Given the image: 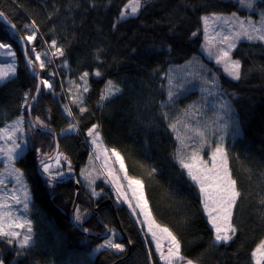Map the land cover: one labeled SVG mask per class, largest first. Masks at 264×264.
<instances>
[{"label": "trees", "instance_id": "obj_1", "mask_svg": "<svg viewBox=\"0 0 264 264\" xmlns=\"http://www.w3.org/2000/svg\"><path fill=\"white\" fill-rule=\"evenodd\" d=\"M127 2L0 0V11L23 36L32 21L37 48L55 40L63 49V56H54L61 81L67 75L89 74L86 111L79 113L71 105L80 133L96 124L103 142L123 154L129 174L143 182L154 219L177 237L184 257L196 264H255L251 253L264 240V43L236 44L231 56L240 61L241 75L232 79L202 52L201 17L257 15L240 9L233 0H143L136 16L120 19ZM255 3L264 14V0ZM0 41L12 42L1 25ZM108 81L120 91L101 104ZM52 85L56 96L42 92L32 115L59 131L70 124L61 111V92L67 83L60 87L53 80ZM34 86L19 59L16 77L0 84V127L22 114L21 102L32 96ZM170 124H176L175 131ZM192 129L204 132L202 148ZM38 136L45 152L52 145L45 135ZM177 136L187 147L182 149ZM60 144L74 165L84 162L86 148L80 135L65 136ZM218 144L229 151L228 166L241 193L232 216L237 233L227 244L215 242L198 188L176 158L178 150L186 154L199 150L206 157ZM35 156L32 149L26 160L16 162L31 181L41 211L33 214L35 242L17 248L14 241L10 244L0 236V260L3 264H113L120 255L106 248L94 250L98 240L75 229L65 214V200L73 195L71 183L48 189L36 174ZM117 215L131 243L129 254L117 264H161L150 244L147 253L122 207ZM82 225L101 230L93 216Z\"/></svg>", "mask_w": 264, "mask_h": 264}, {"label": "snow or ice", "instance_id": "obj_2", "mask_svg": "<svg viewBox=\"0 0 264 264\" xmlns=\"http://www.w3.org/2000/svg\"><path fill=\"white\" fill-rule=\"evenodd\" d=\"M242 6L247 8H253L254 0H239ZM143 6V0H128L124 5V10L120 12V19H125L130 16H136L140 9ZM235 18V14H232ZM0 16H3V13H0ZM215 20L224 19L225 23H228V20L215 16ZM205 24V33L208 31V21L209 17H203ZM245 24L248 26L246 27ZM239 30L233 32L231 35H223L221 38V43H226L227 48H220L216 56L217 64H223L224 71L233 79H239L241 75V63L239 60L232 59L230 56V50L235 47V40L240 37H245L248 40H260L264 41V14L261 17L260 27H256L252 21H238ZM34 26V25H33ZM14 28L15 25H12ZM26 27H29L26 25ZM35 32L28 34L25 37H22L26 42H32L35 39ZM195 35V33H194ZM211 43V41H209ZM55 51L52 53L53 56L59 55L63 56V49L57 47L55 40L51 42L50 45ZM0 49H8L7 52L3 53L9 57H15V52L11 51L10 45L0 43ZM32 53H35V61L39 62V68L43 69L45 67V62L41 59V54L36 52L35 48L31 49ZM211 54V53H210ZM25 55H28V51H25ZM46 55V53H45ZM27 63L33 68L36 67V64L33 59L29 58ZM16 67L14 63H8L3 66H0V84L4 83L10 78L11 75H14ZM88 73L85 72L81 76V80L84 81L85 86L83 91L87 92V77ZM96 76H100L101 73L97 71ZM41 84L45 87L51 89L52 85L48 80H42ZM39 88H37V92ZM120 89L113 84L112 81H108L105 93L102 95L101 99H107L108 96L114 95L116 92H119ZM173 93L169 92V98L171 99ZM73 103L81 105L80 111H86L84 108L83 100L81 97L77 96ZM65 111L69 116L72 115L71 110L65 106ZM23 116L18 117L13 123L0 127V141L3 143L0 144V155L4 156L9 164H11L18 156L19 153L17 149H20L21 145L17 143L18 139L21 137L18 136V133L23 131ZM35 126L46 129L47 125L39 117L35 118ZM76 125L70 124L69 128L66 131L74 130ZM97 125H93L88 129V136L92 137V143L97 146L98 150H102L104 153H107L106 148H102V143L100 141V133L97 131ZM170 127L175 131L176 124H170ZM196 136L201 140V148L203 147L205 141V135L203 131L199 129H192ZM177 139L181 141L182 149L187 147L184 139L180 136H177ZM111 155L116 158V162L119 163V171L123 172V179L127 181V187L132 192V198L135 199V206L129 200L127 193L123 191L124 185L120 183V177L115 175V170L108 168V175L112 179V183L116 188V191L119 196H123L124 202L129 204V207L132 208L133 213H136V209H139L140 214L143 215L144 220L142 223L147 225L148 233L151 234L152 241L155 242L156 252L159 255L160 260L164 261V264H194V261L184 257L181 254V244L177 237L169 230L168 227H163L156 222L152 216L151 210L148 207V201L144 195V185L140 179L131 177L127 173V169L124 164V160L121 157L120 153L115 149L111 150ZM178 163L183 169L187 170L188 176L199 185L200 194L203 197V207L204 211L208 215L209 223L212 228L215 230L214 240L216 243H229L233 240L237 233V227L232 223L233 209L236 206L238 198L241 196L240 191L237 188V181L232 178L229 166L227 153L224 147L220 144L216 145L212 150L211 157L209 160H204L203 157L199 154V150H194L190 154H186L183 150H178L176 154ZM65 159H67L65 157ZM108 157L106 156V160ZM41 165L43 173L48 174L49 180H54L56 177L51 174V165L46 163L44 160H41ZM57 165L60 163V156L56 157ZM11 174L15 175L17 184H22V174L19 169L13 168ZM85 175V172L81 173ZM87 178V176H86ZM4 180L0 179V185H3ZM91 184L92 181L89 180ZM93 195H98V193L93 190ZM11 199L15 204H23L25 210L29 207V194L25 190L23 196L18 195L13 191L10 195H6L4 200H0V236L9 237L8 243H13L17 241L20 248H24L31 243V221L23 219L22 222L14 223L12 212L10 211L11 205L6 201ZM264 204V200L261 201ZM15 219H20L19 217ZM77 221L81 219L79 215V210H77V215L75 217ZM26 227L27 231L23 235L22 239H19L21 233L15 231L14 229H24ZM7 229V230H6ZM167 241V251H164L163 242ZM101 248L115 249L117 251H124V245L122 243H117L113 239H106L104 244L100 245ZM255 264H264V240H261L256 248L251 253ZM0 264H3V261L0 260Z\"/></svg>", "mask_w": 264, "mask_h": 264}, {"label": "bare ground", "instance_id": "obj_3", "mask_svg": "<svg viewBox=\"0 0 264 264\" xmlns=\"http://www.w3.org/2000/svg\"><path fill=\"white\" fill-rule=\"evenodd\" d=\"M0 13H3V12L0 11ZM214 14H217V13H214ZM3 17L5 18L6 22L9 23L11 26L12 25H15L11 20H9L5 16L4 13H3ZM0 25L3 27V29L5 31H7L9 33V36L12 39V42H9V41H0V43L5 42L7 44H10L15 49V51H16V57H17L16 71H15V74L13 76H10L9 79H13V78L16 77L17 68H18V65H19V59H22L23 64H24V66H25L28 74L35 81V86H34L33 94H32L31 97L28 98V96H27L26 99H23L22 100L21 106L23 107V112H22V114L20 116H18V117L23 116V118H24V125L29 130L28 140H29L30 143L27 145V149L25 150L24 154L19 155L18 158L15 159L14 164H13L16 168H18V169L21 170V172L23 173V177H24V179L27 182L28 187H29V192H30V195H31V200H32V205H33V209L29 213L30 221H31V228L34 225L33 214H40L41 215V211H40V208L37 206V204H36V202L34 200V195H33V191H32V188H31V181L27 177V174L25 173L24 169L22 167H20L16 162L20 158H23L24 160H26V154H27V152L29 150L34 149L35 150V155H36L35 156V160H34L35 161V171H36V174L38 175V177L41 180L45 181L44 184L46 185V187H48V189H51L54 186L60 185V184L65 183V182H70L71 183V186H72V194L73 195H72V198L71 199L70 198L69 199L66 198V200H65L66 205L68 206L67 209H66L67 211H65V214L67 215L70 223L72 224V226L75 229H78L85 236L93 237V238H95V239L98 240L99 243L97 244V247L94 250L103 249V248L100 247V245H102L103 241H105L106 239L110 238L112 236V232L114 231V232H116V234L113 235V237H116L115 238V242L122 243L124 245V251L120 252V251H117L115 249L106 248V249H109V250L113 251L114 253L120 255V257L113 264H117L120 260H124L127 257V255L129 254V252L131 250V243H130L128 237L126 236V234L124 233L123 227H122V225L120 223V220L118 218V215H117L118 209L120 207H122L125 210V212L127 213V215L130 217V219L133 222V224L138 229L139 234H140V237L142 238V240L144 242V245H145V248L147 249V253L149 254L148 245L150 244L152 246L153 250H154V253L156 255V259L158 258L159 262L161 264H164V261L160 260L159 255L156 252L155 242L152 241L151 234L148 233L147 225L144 224V223H142V221L144 220V217H143L142 214L140 215L142 217V219H140V222H139V220L137 219V217L134 216V213H131L128 210L127 206L125 204H123L122 202H120V200L115 196V193L113 192L112 188L108 185V183H106V180H104L102 178H97L96 177L95 180L93 181V183H94L93 184L94 190L99 192L97 198L92 197L84 189L82 183L79 180V175H80V172L79 171L81 170V168H83L86 165V163H88V160L89 161L93 160V163L95 162L96 165H98V163L95 161V159L88 158L89 157V153H90V146H89V143H88V140L89 139L91 141V146L93 147V149H95V147H94V145L92 143V140H91L92 137L88 136L87 133H88V129L91 128L93 125H96V124H92L85 131L84 134H81L80 131H79V128H78V126L76 124V121H75V119L73 117V114L71 116H69L68 113L65 114L63 112V108H65V106H67L71 110L72 109L71 108V105H74L78 109L79 113H83V112L80 111V108L75 103H73L71 101L70 93L67 91V89H68V81L69 80H72V79H78L83 74L82 75H79L77 77H74V78H70L67 75L65 77V79H64V82L61 81L60 75H59V72H58V64L55 62V58L52 55V53L54 52V50L49 45H47L45 43H43L45 45V47L43 49L42 48H37V46H34V44H33L35 39L32 42H30V43L29 42H26L24 39H22V37H25V36L28 35V32H29L28 27L25 26V29H26L27 33L23 36V35H21L19 33L18 29L15 26L14 29L16 30L17 35L21 38V40H23V43L25 45V51L26 50L28 51V55L26 56L27 57V60L29 58H31L35 62V56L31 53V49H30L31 47H34L35 50L41 49V51H44L46 53V55H47V60H46V63H45V67L43 69L39 68L40 71H38L37 69H35L31 65H29L31 67V69L33 70L34 74L35 75H38L39 76V79H40V90L38 92V95H37L34 103L32 104L31 108L29 109V116H30V119H31V122H32V125H31L29 123V120H28V112H27V109H28V106L30 105L31 101L33 100L36 92H37L38 81H37L36 77L29 71V68H28V66L26 64V61H25V59H24V57L22 55V48H21V44L19 42V39H18L17 35L11 30V28L7 24H5L1 20H0ZM33 25L34 24L32 23V21H29V25L28 26L31 27V29L33 30V32H35L37 34V28L35 27V25L34 26ZM241 40L253 41V40H248L247 38L246 39H241ZM241 40H239V41H241ZM256 41H258V40H256ZM260 42L264 43V41H260ZM236 44H235V46H236ZM232 52H233V50H231L230 54H232ZM45 53H44V56H45ZM48 66H49V68H48ZM217 66H219V65L217 64ZM44 71H45V73H44ZM45 78L51 79V85H52L53 80L57 81V83H58V85L60 87H61V85L63 87V85L65 83H67L66 90L63 89V92H61V95H62L61 96L62 97L61 111H62V114L70 122V124L76 125V127H75V130L76 131H74V132H62L64 129H66L67 127H69L70 124L67 125L66 127H64L63 129L59 130V131H55L52 128H50L49 126H47L46 129H41V128L35 126V118L36 117H34L32 115V109L34 108V106H35V104H36L39 96L41 95V93L42 92H44V93L45 92H50L52 96H56L53 93V85H52V89L51 90H45L44 89L46 87L43 84H41V81L44 80ZM107 83H106V86H107ZM106 86H105V88H106ZM87 88H88V86H87ZM105 88H104L103 94L105 93ZM86 94H87V92H84V96H83V99H82L83 100V105L82 106L84 108H86V106H85V97H86ZM110 96H112V95H110ZM110 96H108V98H110ZM107 99H101L100 103L102 104ZM71 112H72V110H71ZM18 117H15L14 119H12V120L4 123V125L1 126V127H4L5 125H7L8 123L12 122L13 120H16ZM44 123L46 124V122H44ZM97 131L99 132L98 127H97ZM71 134H78V135H80V137H81V139L83 141V144L85 145V148H86V152H85V156H84L85 157L84 158V162L82 164H80L79 166L74 165V162H73V160L71 158V154L68 153V152H66L65 149L63 148V146L60 144V141H61V139L63 137L68 136V135H71ZM34 135H35V137H34ZM38 135H45V138L46 139H49V141H50V143L52 145L51 147H48V150H45V152L44 151H41L42 150V146H41L42 145V142H41L40 137ZM100 141L102 142V144L104 146H106L110 150L114 149V148H111V147L107 146L103 142V139L101 137V134H100ZM214 148L215 147H213V148L210 149V151H209V153H208V155L206 157H203L202 156L203 159H206L207 160V158L211 154V151ZM56 149H57V152L55 154ZM224 149L227 152V158H228L229 151L226 148H224ZM119 153H120L121 157L123 158L125 167L127 169V165H126L124 156H123V154L121 152H119ZM54 154H55V156H54ZM58 155L60 156V163H59L60 164V167H59V170L64 175L62 177H56L54 180H49L48 174L43 173L42 165L39 166V169L37 168V165L41 162V160H44L48 164L49 163H52V162H54L56 160V157ZM65 157L67 159H65ZM89 165H93V164L90 163ZM0 168H1V165H0ZM98 168H99V165H98ZM95 169H97V168L95 167ZM127 173H128L129 176L139 179V177H135V176L130 175L129 172H128V170H127ZM186 173H187V171H186ZM70 176H73L74 179L73 178H68ZM102 177H105V176H102ZM193 183L196 185V187L198 188V191H199V186L194 181H193ZM76 187L78 188L77 196H75ZM144 195H145V191H144ZM199 195H200V200L203 203L202 196L200 194V191H199ZM145 198H146V195H145ZM148 207H149V203H148ZM149 209H150V207H149ZM71 210H72V218H70ZM77 210H79V211L80 210H83V211L86 212V213H84V215L81 217V219L79 221H77L75 219V217L77 215ZM99 211L103 214V216H105L107 218V220H106L107 223L104 222L101 219V216L99 215V213H100ZM112 215H113V217H111V219H110V216H112ZM90 216H93L97 220V222L100 224L101 230L92 231V230H89V229H86L85 227H83V225H82L83 222L85 220H87ZM152 216H153V214H152ZM163 227H165V226H163ZM106 230H107V234H106V236H103V237L91 236V235H88V234H86L84 232V231H88V232L94 233L96 235H102V234H104L106 232ZM32 234H33V232H32ZM2 237H4V236H2ZM8 239H10V238H8ZM35 239L36 238L34 237V242H35ZM14 242H15V246L17 248H20V247H18L16 245V241L15 240H14ZM31 246H27V247H24V248H28V247H31ZM151 262H152V260H150L149 263H151ZM194 264H196V263H194Z\"/></svg>", "mask_w": 264, "mask_h": 264}, {"label": "rangeland", "instance_id": "obj_4", "mask_svg": "<svg viewBox=\"0 0 264 264\" xmlns=\"http://www.w3.org/2000/svg\"><path fill=\"white\" fill-rule=\"evenodd\" d=\"M233 1L238 2V6H239L240 9H244L245 11H248L251 14L252 13H256L257 16L253 17V16L249 15V17L246 16V17L241 18V17L237 16L236 13H232V14H235V18H233L232 14H214V13H212V14H208V15H203L201 17L202 37H203V42H202L201 49H202V52L205 54V56L210 58L211 60H213L214 64H216V65H217L216 56L218 54V50L220 48H225V49L227 48L226 43H221L220 42L222 36L223 35H231L233 32L239 30L238 21H249L250 20V21L253 22V24L256 27H260V25H261L262 14L258 10V8L256 6V3H255V0H254L253 8H247L245 6H242V4L239 2V0H233ZM205 16L209 17L208 26H207L208 27L207 34L205 33V24H204V21H203V17H205ZM215 16H220V17H223V18L227 19L228 23H225L224 19L215 20L214 19ZM245 26L247 27L248 25L245 24ZM28 29H29L28 34H31L33 32V30L31 29V27H28ZM241 39H246V38L245 37H240L239 39H236L235 40V44ZM209 41H211V43H209ZM253 41H256V40H253ZM258 41H260V40H258ZM2 43L7 44L5 42H2ZM7 45H10V44H7ZM10 48H11V51L15 52V54H16L15 49L11 45H10ZM32 48H34V47H31L30 49H32ZM233 49H231V50H233ZM231 50H230V52H231ZM7 51H8V49H0V66H3V65L8 64V63H14L15 67H16L17 66V57H16V55H15L14 58L4 55L3 53H5ZM36 52H39L41 54V59L46 63L47 55L44 56L45 52L41 51V49H39V50L37 49ZM32 54L35 56V53H32ZM230 56H231V54H230ZM231 58L234 59L232 56H231ZM35 64H36L35 69L40 71L39 70V62L35 61ZM218 65L220 66L222 71L227 76H229L224 71L223 64H218ZM11 76H13V75H11ZM230 78H232V77H230ZM44 80H48L49 83L51 84V79L45 78ZM84 86H85V83H84L83 80H81V77H79L78 79H72V80L68 81V89H67V91L70 93V98H71L72 102L77 96H79V97H81L83 99V96H84L83 87ZM44 89L45 90H51L52 88L49 89V88L46 87ZM75 104L79 108L81 107V105H79L77 103H75ZM63 112L65 114H67V112L65 111V108H63ZM14 121L15 120H13L12 122H10L8 124L13 123ZM22 127H23V131L18 133V136L21 137V139L17 140V143H19L21 145L20 149H17V152L19 153V155L24 154L25 150L27 149V145L30 143L29 140H28L29 130L24 125V123H23ZM68 128L69 127L64 129L62 132H74V131H76L75 129L72 130V131H66ZM91 140H92V138H91ZM2 143L3 142L0 141V144H2ZM88 143H89V146H90V153H89V157L88 158L95 159V161L99 165V168H98V165H96L95 162L93 163V160H91V161L88 160V163H86V165L83 168H81V170L79 171L80 172L79 180L82 183L84 189L92 197L97 198L98 195H93L92 194L93 190H94L93 181L95 180L96 177L97 178H102V179L106 180V183H108V185L112 188L113 192L115 193V196L120 200V202L125 204L127 206L128 210L131 213H133L132 208L129 207V204L127 202H124L123 196H119L118 195V193L116 191V188H115V186L112 183V179L108 175V168H112V169L115 170V175H117V176H119L121 178L120 179V183L124 185L123 191L127 193V196L129 198V200H131V203L133 204V206H135L136 201H135V199L132 198V192L127 187V181L123 179L124 173L119 171V163H117L116 162V158L111 155V150L102 144V148H106L108 150L107 153H104L102 150H98L97 146L94 145V144L93 145H94L95 149H93V147L91 146L90 139L88 140ZM211 153H212V151H211ZM106 156L108 157L107 160H106ZM210 157H211V154L209 155L208 158L210 159ZM208 158H207V160H209ZM204 160H206V159H204ZM14 161L11 164H9L7 159L4 156L0 155V165H1V168H0V179L4 180V182H5L3 185H0V200H4L5 196L6 195H10L13 191H15L20 196H23L25 190L28 192L30 199H29V207H28L27 210H25L23 208V204L22 203L21 204H15L13 201H11V199H8L6 201L8 204L11 205L10 211L12 212V216L14 218L13 222L14 223H19V222H22L23 219L30 220L29 213L33 209V205H32V200H31V195H30V192H29L28 184L25 181V179L23 177V173L21 172V170L19 169L20 173L22 174V184H17L15 175L11 174V170L13 168L18 169V168H16L13 165ZM90 163H92L93 165H89ZM49 165H51V174L52 175H54L55 177H62L64 175L59 170L60 164L57 165L56 160L54 162H52V163H49ZM95 167L97 169H95ZM82 172H85V175H82L81 174ZM86 176H87V178H86ZM102 176H105V177H102ZM89 180L92 181L91 184L89 183ZM95 192L99 194L98 191H95ZM202 201H203V197H202ZM84 213H86V212L83 211V210H80L79 211L80 217H82L84 215ZM205 214H206V217L208 219V215H207L206 212H205ZM140 215L141 214H140L139 209H136V213H134V216L137 217L139 222H140V219H142V217ZM17 217H19L20 219H15ZM14 230L21 233V236L19 237V239H22L23 235L27 231L26 227L24 229H14ZM114 234H116V232L113 231L112 232V236L110 238H108V239H113L115 241L116 237H113ZM214 234H215V230H214ZM7 238H9V237H7ZM31 238H32L31 239V243L28 246H31L34 243V236H33L32 233H31ZM104 242L105 241H103L102 244H104ZM167 243H168L167 241L163 242L164 251L165 252L167 251ZM16 245L18 247H20L19 243L17 241H16ZM253 261H254V259H253ZM254 263H255V261H254Z\"/></svg>", "mask_w": 264, "mask_h": 264}, {"label": "water", "instance_id": "obj_5", "mask_svg": "<svg viewBox=\"0 0 264 264\" xmlns=\"http://www.w3.org/2000/svg\"><path fill=\"white\" fill-rule=\"evenodd\" d=\"M0 20L1 21H3L5 24H7L10 28H11V30L17 35V32H16V30L9 24V23H7L6 22V20H5V18L3 17V16H0ZM17 37H18V39H19V42H20V44H21V48H22V55H23V57H24V59H25V61H26V64H27V66H28V68H29V71L36 77V79H37V81H38V88H39V90H40V79H39V76L38 75H35L34 74V72H33V70L31 69V67L29 66V64L27 63V57H26V55H25V45H24V43H23V40H21V38L17 35ZM39 92V91H38ZM38 92H36V94H35V96H34V98H33V100L31 101V103H30V105L28 106V109H27V112H28V120H29V123L32 125V122H31V119H30V116H29V109L31 108V106H32V104L34 103V101H35V99H36V97H37V95H38ZM34 127V126H33ZM56 152H57V149H56V151H55V154H56ZM55 154H54V156H55ZM41 165V163H39L38 165H37V168L39 169V166ZM68 178H73V176H70V177H68ZM74 179V178H73ZM77 193H78V188L76 187V191H75V196H77ZM73 210V209H72ZM72 210H71V213H70V218H72ZM86 234H88V235H91V236H99V237H103V236H106V234H107V230H106V232L104 233V234H102V235H96V234H94V233H91V232H88V231H84Z\"/></svg>", "mask_w": 264, "mask_h": 264}]
</instances>
